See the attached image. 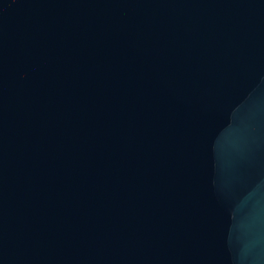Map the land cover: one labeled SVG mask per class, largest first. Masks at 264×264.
I'll list each match as a JSON object with an SVG mask.
<instances>
[{
    "label": "water",
    "instance_id": "1",
    "mask_svg": "<svg viewBox=\"0 0 264 264\" xmlns=\"http://www.w3.org/2000/svg\"><path fill=\"white\" fill-rule=\"evenodd\" d=\"M0 264H264V0H0Z\"/></svg>",
    "mask_w": 264,
    "mask_h": 264
}]
</instances>
